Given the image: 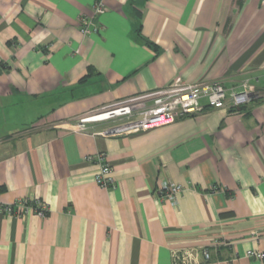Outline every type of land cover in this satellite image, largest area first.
<instances>
[{
  "label": "crops",
  "instance_id": "obj_1",
  "mask_svg": "<svg viewBox=\"0 0 264 264\" xmlns=\"http://www.w3.org/2000/svg\"><path fill=\"white\" fill-rule=\"evenodd\" d=\"M94 2L0 0V202L48 207L0 213V264H264L246 256L264 253V4L103 0L95 15ZM177 78L254 95L144 132L72 130ZM99 153L114 188L94 182ZM161 180L184 187L176 205Z\"/></svg>",
  "mask_w": 264,
  "mask_h": 264
},
{
  "label": "built area",
  "instance_id": "obj_2",
  "mask_svg": "<svg viewBox=\"0 0 264 264\" xmlns=\"http://www.w3.org/2000/svg\"><path fill=\"white\" fill-rule=\"evenodd\" d=\"M264 4V0H261ZM104 10L103 0H95L93 13L99 15ZM79 31L83 36L99 33L100 29L92 20L81 18ZM254 95L253 88L243 82L236 88H226L221 81H197L194 83L174 80L168 86L138 94L112 104L97 108L71 120L72 130L86 131L93 124L114 121L106 127L103 135H119L130 132H144L159 126L170 124L176 119L200 113L206 109L235 110L249 103ZM88 161H96L98 171L94 176L95 184L102 189L114 188L112 169L105 155L99 153L87 157ZM159 199L176 205L178 196L184 187L171 181L161 180L155 189ZM0 213L10 217H23L32 213L43 218L48 213V207L41 200L34 198H19L11 204L0 202ZM218 244L216 243L215 246ZM204 260L210 255L208 249L202 250ZM249 258L263 260V252L249 250Z\"/></svg>",
  "mask_w": 264,
  "mask_h": 264
},
{
  "label": "rangeland",
  "instance_id": "obj_3",
  "mask_svg": "<svg viewBox=\"0 0 264 264\" xmlns=\"http://www.w3.org/2000/svg\"><path fill=\"white\" fill-rule=\"evenodd\" d=\"M113 122L114 121H106V122H101V123H98V124H93L91 126L100 125L101 127L106 128V127L112 126L114 124Z\"/></svg>",
  "mask_w": 264,
  "mask_h": 264
}]
</instances>
